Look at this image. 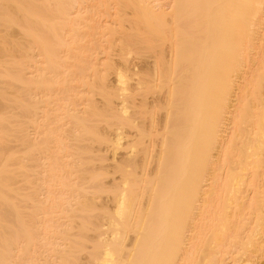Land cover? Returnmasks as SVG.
I'll return each instance as SVG.
<instances>
[{"label":"bare ground","instance_id":"obj_1","mask_svg":"<svg viewBox=\"0 0 264 264\" xmlns=\"http://www.w3.org/2000/svg\"><path fill=\"white\" fill-rule=\"evenodd\" d=\"M83 1L0 0V264H79L86 250L87 264H264V0H101V18L114 12L90 31ZM96 30L114 53L90 62ZM135 44L141 65L105 77ZM89 72L103 73L92 94L121 102L83 112L67 85ZM141 88L157 96L134 105ZM134 107L165 110L147 175ZM99 117L142 136L113 175L91 166Z\"/></svg>","mask_w":264,"mask_h":264},{"label":"rangeland","instance_id":"obj_2","mask_svg":"<svg viewBox=\"0 0 264 264\" xmlns=\"http://www.w3.org/2000/svg\"><path fill=\"white\" fill-rule=\"evenodd\" d=\"M82 1H83V0H82ZM84 1H85V2H84ZM84 1L82 2L83 4H82V3H81V4L83 5V6H82V11H85V12H83V15H85L86 17L84 16L85 19H83V20L80 21V22H81L80 26H81L82 28H85V30H87V31H90V30H91V27L94 25V23H99V22H98L99 20L102 19V20H101L102 22L105 21V17H104L105 14H106V17H107V15H108L107 13H109V12H114V11H112V9H111L112 7H110V6L113 5V4L111 3L112 0H110V2H109V0H107V2H109L111 5L109 6L110 10H109V8H107V10H106V11H108V12H105V14H104V11L102 12V13L104 14V15L102 14V15H103L102 17L104 18V20H103V18H101V12H97V11L95 10V8L92 7V6H94V5H95V7H97V6L99 5V4H98V1L101 2V0H87V1L84 0ZM114 1H115V0H114ZM114 1H113V3H115V4L117 3L118 5H117V4H116V5L119 6V4H120L119 2H120V1H116V2H114ZM95 2H96V3H95ZM100 2H99V3H100ZM87 3H88V4H87ZM101 3H102V2H101ZM84 4H85V5H84ZM115 4L113 5V8H114V6H116ZM87 5H88V6H87ZM96 5H97V6H96ZM87 7H88V8H87ZM90 8H91V11H90ZM93 8H94V9H93ZM115 8L118 10L120 7H118V8L115 7ZM115 8H114V9H115ZM96 9H97V8H96ZM94 10L96 11V13H95ZM129 10L131 11V9H129ZM93 11H94V12H93ZM127 11H128V9H127ZM94 13H95V14H94ZM90 14H91V15H90ZM87 16H88V17H87ZM90 16H92V17H91V21H92V19H93V21H97V22H94V23H93V21L91 22V21H90ZM98 16H99V17H98ZM87 18H88V19H87ZM86 19H87V21H86ZM101 21H100V22H101ZM83 23H84L85 25H88V26L83 27V25H84ZM85 25H84V26H85ZM90 25H91V26H90ZM124 25H127V22H124ZM89 26H90V27H89ZM86 28H88V29H86ZM89 28H90V30H89ZM96 32H97V30H96ZM98 32H99V31H98ZM98 32L95 34L96 36L93 35L94 37L90 35V36H87V37L83 38V39L85 40L84 42H86V41H90V40H96V42H99V41H100L99 44H100L101 48H100V50L98 51V52H100V54L97 52L98 54H97L96 57H95L96 59H95L94 57L91 56L92 58L90 57V58H91V61L89 60L90 62H93L94 60L97 61V59H98V61H102V60L105 59V56H107V55L109 56V55H110V54H109V51H110V50L108 49L109 44H110V41H109L110 38L108 39V38H107V35H106V37H104L103 35H104L105 33H103V32H102V33H98ZM100 32H101V31H100ZM100 35H101V36H100ZM97 36H98V37H97ZM99 36L102 37L100 40H98V39L100 38ZM105 39H107V40H105ZM104 40H105V41H104ZM99 44H97V45H99ZM103 44H104V45H103ZM135 45H136L135 48H134V47L132 48V51L127 55V59H124V61H122L121 59L119 60V58H117V59L114 58V59H115L114 62H115V66H116V67H115V66H114V67H115L116 69H115V68H114V69L111 68L110 70H107V71H108V73L106 72L107 76H105V73H104L103 78L108 77V76H109V77H108L109 79L113 78L114 75H115V72H116V70H117L118 68L120 69V70H119V69H118V70L121 71V72H127V73H129L128 71H132L134 68H136V67H138V66L141 65V63H142L141 61L143 60V59H141V58H142V55H141L140 50L138 49V44H135ZM102 46H103V47H102ZM72 47H73V46H72ZM74 47H76V46H74ZM74 47H73L72 49H74ZM103 48H104V49H103ZM72 49H71V50H72ZM101 49H103L104 51L102 50V52H101ZM105 49L107 50L106 53H105ZM108 50H109V51H108ZM136 50H137V51H136ZM73 51H74V53H75V51H77V49L75 48V50H72V52L70 51V53H72L71 55L68 54L69 57L72 58L71 61H72V60H75V59L72 57V55H73ZM167 51H168V48H167ZM167 51H165V52L167 53ZM77 52H78V51H77ZM110 53L113 54L114 51H110ZM134 53H135V54H134ZM76 54H77V53H76ZM74 55H75V54H74ZM60 56H61V57L63 56L62 58L65 57L64 59L61 58L62 60H65V59H66V55H65L64 53H63V54L61 53ZM94 56H95V54H94ZM110 56H112V55H110ZM103 57H104V58H103ZM90 58H89V59H90ZM99 58L102 59V60H100ZM68 59H69V58H67V61H68ZM125 60H126L127 62H126ZM96 61H95V62H96ZM98 61H97V62H98ZM119 61H121V62H119ZM72 62L76 63L75 61H72ZM72 62H71V63H72ZM65 63H66V65L69 64V63H70V60H69L68 62H66V60H65ZM71 63H70V64H71ZM121 63H122V64H121ZM70 64H69L68 66H70ZM72 64H73V63H72ZM72 64H71V69H72V67H73V65H74V64H73V65H72ZM132 67H133V68H132ZM131 68H132V70H130ZM71 69H70V70H71ZM112 69H113V70H112ZM118 70H117V71H118ZM245 70H247V68L244 69V73L246 72ZM71 71H74V67H73V70H71ZM87 73H88V72H87ZM89 73H90V74L92 73V75H89V74L87 75V74H86V75H87V76H86V79H87V77H88L90 81L88 80V81H89V82H88L87 80H86V81L84 80V81H85V84L87 83V85H86L87 87H88V86L90 87L91 84L88 85V83H90V82L93 83V80H94V79L96 80V82H95V80H94V84H96L97 82L99 83V82L101 81L100 79H99L100 81H98L97 78H98V77H101L103 73H100L101 76H100V75H96L97 73H96V74H94L93 72H89ZM93 74L96 75L95 78L93 77V76H94ZM98 74H99V73H98ZM70 75H71V73H70ZM247 75H248V74H247ZM247 75H246V76H247ZM89 76H90V77H89ZM104 76H105V77H104ZM112 76H113V77H112ZM246 76H245V77H246ZM91 77H93L94 79L91 78ZM101 78H102V77H101ZM91 79H92V80H91ZM132 79H133V80H132ZM132 79H131L130 82H129V87H130L131 89L129 88L130 91L128 92V94H127V92H125L124 95H129L130 92H133V91H131V90H132V87H133L134 85H136L135 83L137 82V78H136V77L134 78V77L132 76ZM134 79H135V80H134ZM76 81H77V82H76ZM68 83H69V84L71 83V84H70V85H69V84L67 85V86H68V89H69V88H70V89H69V90L67 89V92H66L67 94H66V95H67L69 98H70V96L73 97V98H70V99L75 100L74 98H76L77 96H78L79 98H83V96H84V97L86 96L85 98H87V99L83 98L84 101H83L81 104H84V103H86V102H87V104H84L83 107H79L81 110H82L84 107L86 108L87 106H89V101H86V100H88V99H89V100L93 99V100H94V103H95V105H96L95 107H99V108L102 110L103 108H105V104H106V106H108V105H107V102H108V104H111L112 102L114 103L115 101H118V103H117V102L114 103V104L116 105V104H119V102H121V100H122L121 98H123V97H121V96H123V95H118V94L116 93L115 95H112V96H111V97H112V98H111L112 100L109 98V100H111L110 103H109V100H108V101H106L105 104H104V101L107 100V99L102 100L103 98H101L100 96L98 97V95H99L98 93H97V95H96V93H93V94H92V93H91V92H92V91H91V90H92V87H90L89 89L86 88V86H85L84 84L82 85V83H80L79 80H77V79H75V80L73 79L72 82L70 81V82H68ZM75 83H76V84H75ZM236 83H237V86H235L233 90H236V89L238 88L239 85L241 86L242 78H238V79H236ZM66 84H67V83H66ZM74 84H75L76 87L74 86ZM78 84H79V85H78ZM63 85H64V84H63ZM92 85H93V84H92ZM130 85H131V86H130ZM64 86H65V88H66V85H64ZM69 86H71V87H69ZM80 86H81V87H80ZM84 86H85V87H84ZM73 87H74V88H73ZM79 87H80V88H79ZM62 88H63V87H62ZM82 88H83V89H82ZM71 89H72V90H71ZM74 89H75V90H74ZM81 89H82L83 91H82ZM141 89H142V88H141ZM141 89H140V90H141ZM62 90H63V89H62ZM85 90H86V91H85ZM68 91H69V92H68ZM88 91H89V92H88ZM138 91H139V90H138ZM138 91L136 92V94H137V93H139V94H137L136 97H134V101H133L134 105H138V104H136V103H139V101H141V100L143 101V99L146 100V101H148V100L150 99L149 101H152V100H153V97L155 98V97L157 96L155 93H152L151 91L149 92V91H147V90H143V89H142L141 91H139V92H138ZM72 92H73V93H72ZM76 92H77V94H76ZM78 92H79V93H78ZM83 92H84V93H83ZM86 92H88V93H86ZM235 92H236V94L233 93L232 96H231V98H230V103H229V105H228V107H229V111H234L235 106H236V104H237V90H236ZM68 93H70V95H68ZM140 93H142V94H140ZM84 94H85V95H84ZM66 95H65V96H66ZM75 95H76V96H75ZM81 95H83V96H81ZM93 95H94V96H93ZM116 95H118V96H116ZM262 95H263V94L261 93V96H262ZM65 96H64V98H65ZM67 96H66V98H67ZM74 96H75V97H74ZM88 96H89V97H88ZM119 97H121V98H119ZM142 97H143V98H142ZM79 98H78V99H79ZM118 98H119V99H118ZM146 98H147V99H146ZM76 99H77V98H76ZM98 99H100L101 101L98 100ZM120 99H121V100H120ZM119 100H120V101H119ZM92 102H93V101L90 102V107H92V111H94V112H95V111H96V112L98 111V113H99V112H100V111H99V108H97L98 110H97V109L94 110V108H93V104H94V103H92ZM100 102H101L102 104H101ZM113 103H112V105H113ZM81 104H80V106H82ZM103 105H104V107H103ZM164 105L166 106V104H164ZM164 105H163V106H164ZM100 106H101V107H100ZM163 106H162V107H163ZM165 106H164V107H165ZM102 107H103V108H102ZM162 107H161V108H162ZM79 108H78V109H79ZM85 108H84V109H85ZM161 108H160V109H158V108H154V110H153V109H150V111H151V112H150L151 115H150V113H149V109H148V110H147V109H146V110H145V109L143 110L142 108H139V107H136V109H135V107H134V109L132 108L131 111L129 110V111H130L129 113H130V115H131V116H129V118L131 117V119H130L129 121H131V122H134V121H135V122H136V120H138L136 123H143V125H144V123H145L144 127H146L145 129H146V132H147V133H145V134H147V137L144 138V139H145V141H144V142H145L144 145H146V147L148 146V148H149V149H148V154H147V156H145V155L142 156L143 154H140V153H141V152H140L139 154H137L138 157H139L140 159H139L138 157H136V159H135V162H136L137 166H140V165L142 166V167H140V168L137 169V172H139V173H138L139 175H140V173H141V174H143V173L146 174V173H148V172L150 173V171L153 169V166H154V164H155L154 161L157 160V159L155 160V157H156L155 154L157 153V152H156V151H157V144H158L159 141H158V138L156 139L155 137H157V135H158V130H159L158 128L160 127V125H159V123H158V122H159L158 120L160 119V117L163 116L162 114H164V111H165V110H161ZM86 109H87V108H86ZM86 109H85V111H86ZM88 109L91 110V108H89V107H88ZM89 110H87L86 113H87ZM82 111L84 112V110H82ZM145 111H147L148 114H147ZM104 112H105V110H104ZM144 113H145V114H144ZM96 114H97V113H96ZM99 114H101V112H100ZM99 114H98V116H99ZM103 114H104V113H103ZM149 115H150V116H149ZM108 116H109V115H108ZM107 118H109V117H106V118H104V117H99V120L101 119V121H98V123H97L96 125L94 124V123H96V122L91 123V124H93L94 126L90 124L93 128L95 127V128H94L95 131H97V130L99 129V130H98L99 132L97 131L98 133H95V131H94L93 135H94V134H96V135L99 134V135H101L102 137L105 135V138H107L106 140L108 141V142H106V140H104V139H105V138H104V139H103L104 141L101 142V140H100V139L102 138V137H101V138L98 139V140L100 141V143H99V141H98V143H97V141L95 142V143H97L98 145H96L95 143H94V145L92 144L93 147H91V149L93 150V152H94L95 155L93 154V152H91V153H92V155L96 158V159H94V160H95V161H96V160H99L100 162H99V161H98V162H94V161H93V158H94V157L91 155V153H90V158L87 157L88 155H87L86 157L89 158L90 161H91V160L93 161V162H92L93 164L91 165L92 168H93V166H95L96 168H98L99 166H100L99 168H109V169L111 168L110 171H109L108 169H107V170L105 169L106 171L111 172V170H112V165L115 164V163H113V162H115L117 159H121V156H125V154L128 152L127 150L130 151L131 148H133V146H135L134 143L139 142V140H140V139H139V135H140L139 133H140V132L138 133V132H136L134 129L131 130V127L129 126L128 123H126V124H124V125H118V126H117V124H115V122H114V125H113V124H110L111 119L109 118L110 120H109V121H106ZM97 120H98V118H97ZM107 120H108V119H107ZM132 120H133V121H132ZM143 120H144V121H143ZM102 121H103V122H102ZM142 121H143V122H142ZM145 121H146V122H145ZM156 121H158V122L156 123ZM99 122H101V123H99ZM106 122H107V123L109 122L110 125H109V124L106 125V124H105ZM112 123H113V121H112ZM151 124H152L153 126H152ZM97 125H98V126H97ZM96 126H97V127H96ZM126 126H127V127H126ZM96 128H97V129H96ZM147 128H148V129H147ZM130 130H131V131H130ZM133 130H134V131H133ZM152 132H153V133H152ZM156 132H157V133H156ZM32 133H33V132H32ZM155 133H156L157 135H156ZM34 134H35V133H34ZM145 134H144V135H145ZM32 135H33V134H32ZM85 135H87V134H84V136H85ZM88 135H91V133H89ZM88 135H87V137L89 138ZM93 135H92V136H93ZM99 135H97V138H98ZM154 135H156V136H154ZM140 136H141V135H140ZM148 136H149V137L152 136V137L149 138ZM87 137L85 136V138H87ZM99 137H100V136H99ZM117 137H118V139H117ZM92 138H95V139H96V136L94 135ZM92 138H91V139H92ZM95 139H94V140H95ZM116 139L119 140V141H118V143H120L119 146H117L118 144H116V142H117ZM136 139H139V140L137 141ZM141 139H142V136H141ZM155 139H156L158 142H157ZM94 140H92V141H94ZM96 140H97V139H96ZM89 141H90V140H89ZM89 141H88V142H89ZM131 141H132V142H131ZM140 141H141V140H140ZM88 142H87V143H88ZM109 142H110V143H109ZM91 143H92V142H91ZM131 143L133 144V146H131V145H132ZM88 144H90V143H88ZM99 144H100V145H99ZM137 144H138V143H137ZM137 144H136V145H137ZM84 145H85V144H84ZM90 145H91V144H90ZM94 146H95V147H94ZM130 146H131V148H130ZM136 148H138V147H136ZM94 149H95V150L98 149V150L95 152ZM154 150H155V151H154ZM96 153H97L98 155H97ZM123 154H124V155H123ZM16 155H18V153H16ZM137 155H136V156H137ZM91 156H92V157H91ZM97 156H99V157L97 158ZM101 156H102V158H101ZM103 157H104V158H103ZM145 157H146V158H145ZM141 158H142V159H141ZM62 159H63V158H62ZM62 159H61V160H62ZM66 160H67V159H66ZM66 160H65V158H64V160H62L61 162L63 163V162L66 161ZM70 160L73 161L72 159H69V158H68V160H67L68 162H67V163H70V162H71ZM75 160H76V161H75ZM78 160L80 161V159H78ZM83 160H84V162H86L85 159L81 158V161H83ZM79 161H77L76 157L74 158V163H75V162L78 163ZM102 161H103V162H102ZM133 161H134V160H133ZM101 162H102V163H101ZM135 162H134V163H135ZM139 162H140V163H139ZM65 163H66V162H64V164H65ZM67 163H66L65 165H67ZM71 163H72V162H71ZM79 163H81V162H79ZM82 163H83V162H82ZM100 163H101V164H100ZM141 163H145L146 166H144V168H143V165H144V164H141ZM147 163H148V164H147ZM136 164H135V165H136ZM138 164H139V165H138ZM96 165H97V166H96ZM103 166H104V167H103ZM109 166H111V167H109ZM95 167L93 168L94 170H95ZM146 167H147V168H146ZM99 168H98V170H99ZM140 169H141L142 171L144 170V172L142 173ZM100 170H104V169H100ZM105 170H104V171H105ZM145 171H146V172H145ZM111 173H112V174H111ZM111 173H110V174L113 175V172H111ZM146 175H147V174H146ZM115 176L117 177V175H115ZM109 177H110V175H109ZM109 177H108V178L106 177L108 180H105V178H104V180H103V181H105L104 183H107V181L110 182V179H111V181H112V178H109ZM112 177H113V176H112ZM116 177H115V179H116ZM113 179H114V178H113ZM19 185H21V183H19ZM102 197H105V196L102 195ZM110 203H111V202H110ZM101 204H106V203H101ZM111 204H112V203H111ZM106 205L109 206L110 204H106ZM56 215H58V214H56ZM54 216H55V214H54ZM90 235L93 236L94 233H92V232H91V233L88 232V236L91 238ZM127 235H128V234H127ZM127 235H126V238L129 237V235H128V236H127ZM94 236H95V235H94ZM94 236H93V238H94ZM130 237H131V234H130ZM127 239H128V241H127ZM127 239H125V241H127V242H125L126 244L129 242V239H130V238H127ZM88 244H89V243H88ZM87 246H88V245H87ZM89 246H90V244H89ZM89 246H88V247H89ZM85 252H86V253H85ZM87 252H88V251L86 250V251H83V253H80V256H79V257H81V258H80V259H81V260H80L81 263H79V264H85V263L87 264V261L85 260V259H87V258H86V257H87ZM42 254H43V253H42ZM36 255H37V254H36ZM36 255H35V256H36ZM38 255H39V254H38ZM38 255H37V256H38ZM44 255H45V254H44ZM85 255H86V257H85ZM52 256H53V255H52ZM83 261H84V262H83Z\"/></svg>","mask_w":264,"mask_h":264}]
</instances>
